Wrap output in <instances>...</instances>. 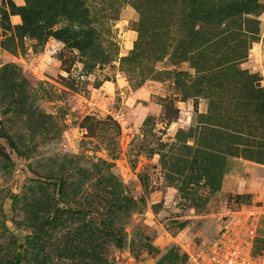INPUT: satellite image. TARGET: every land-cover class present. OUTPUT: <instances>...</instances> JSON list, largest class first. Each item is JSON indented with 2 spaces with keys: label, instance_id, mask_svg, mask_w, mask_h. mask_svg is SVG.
<instances>
[{
  "label": "rangeland",
  "instance_id": "374dc122",
  "mask_svg": "<svg viewBox=\"0 0 264 264\" xmlns=\"http://www.w3.org/2000/svg\"><path fill=\"white\" fill-rule=\"evenodd\" d=\"M229 245L264 264V0H0V264Z\"/></svg>",
  "mask_w": 264,
  "mask_h": 264
},
{
  "label": "built area",
  "instance_id": "2783aa9c",
  "mask_svg": "<svg viewBox=\"0 0 264 264\" xmlns=\"http://www.w3.org/2000/svg\"><path fill=\"white\" fill-rule=\"evenodd\" d=\"M234 245H229L227 247V251L223 252V254L219 255L213 258L212 264H239V262L236 260L238 258L237 254H235V250H232V247ZM216 248V247H215ZM220 246L216 249H219Z\"/></svg>",
  "mask_w": 264,
  "mask_h": 264
},
{
  "label": "trees",
  "instance_id": "16d2710c",
  "mask_svg": "<svg viewBox=\"0 0 264 264\" xmlns=\"http://www.w3.org/2000/svg\"><path fill=\"white\" fill-rule=\"evenodd\" d=\"M20 15H21L23 21L26 23V19H25V15H24V13H20ZM95 212L97 213L96 210H95ZM97 214H98V213H97ZM110 224H111V223H109V222H103L102 220H100L98 227H94V231H95V233H96L97 235H101V236H102V235H107V234L110 233V232H115V234L118 233L117 230H115V229H109V228H108ZM97 257H98V255H95L94 258H95L96 260H98Z\"/></svg>",
  "mask_w": 264,
  "mask_h": 264
}]
</instances>
